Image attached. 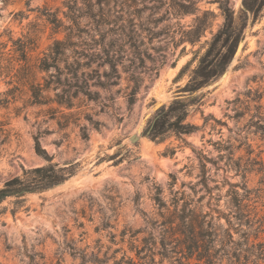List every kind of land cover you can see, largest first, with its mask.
Wrapping results in <instances>:
<instances>
[{"label":"rangeland","instance_id":"rangeland-1","mask_svg":"<svg viewBox=\"0 0 264 264\" xmlns=\"http://www.w3.org/2000/svg\"><path fill=\"white\" fill-rule=\"evenodd\" d=\"M226 21L235 51L192 95L183 124L193 130L151 140L156 111L187 97L180 90ZM55 41L57 68L40 71ZM262 123L264 8L0 0V188L47 165L68 175L0 203V264H187L188 229L208 225L215 264H236L235 247L226 257L218 241L235 193L254 221L264 216Z\"/></svg>","mask_w":264,"mask_h":264},{"label":"trees","instance_id":"trees-1","mask_svg":"<svg viewBox=\"0 0 264 264\" xmlns=\"http://www.w3.org/2000/svg\"><path fill=\"white\" fill-rule=\"evenodd\" d=\"M263 8L264 0H243V10L246 16L255 17ZM237 37L239 34L236 33L233 21H226L210 42L205 53L199 58L191 78L180 90L187 92V97L176 99L167 109L161 107L156 111L155 117L146 128V134L151 140H157L167 132L188 134L193 130L191 125L183 124L187 117V106L189 103L198 101V98L192 95L222 76L233 57L235 51L233 42ZM60 46L61 43L55 41L50 48V54L39 60L38 69L40 71H47L51 67L57 68L60 60L57 55L61 54L58 49ZM53 53L54 55L51 57ZM48 60L51 61L50 64ZM35 87L37 84L35 85L32 79L29 88L35 96H38L36 92L38 88ZM258 130L264 137L263 123L258 127ZM67 177L68 175L64 174L62 169L52 165L32 169L23 177H15L4 183L0 188V203L8 197H21L46 190L62 183ZM241 197L239 198L235 193L232 198V209L225 215L227 227L221 233L222 240L218 241L220 244L218 251H222L228 257V252L232 249L229 247L231 245L233 248L235 247L231 258H234L236 264H260L264 261V241H261L258 236L264 230V221L262 220L264 216L257 217V220L254 221L255 217H251L252 213L247 210V206L241 204ZM207 227L209 229L203 232L199 231V227L194 229L193 226H190L188 229V238L191 243L190 256L195 254V257H188L187 264H190L192 259L194 260L193 264H215L217 250L212 251V244L218 235L210 225ZM233 234L238 236L237 240H233ZM205 239L207 241H204Z\"/></svg>","mask_w":264,"mask_h":264},{"label":"water","instance_id":"water-1","mask_svg":"<svg viewBox=\"0 0 264 264\" xmlns=\"http://www.w3.org/2000/svg\"><path fill=\"white\" fill-rule=\"evenodd\" d=\"M238 49V48H237Z\"/></svg>","mask_w":264,"mask_h":264}]
</instances>
